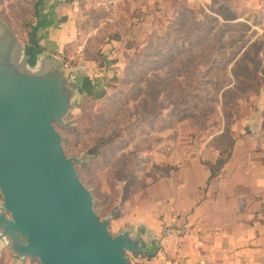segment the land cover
Wrapping results in <instances>:
<instances>
[{
  "label": "rangeland",
  "instance_id": "374dc122",
  "mask_svg": "<svg viewBox=\"0 0 264 264\" xmlns=\"http://www.w3.org/2000/svg\"><path fill=\"white\" fill-rule=\"evenodd\" d=\"M33 1L0 0V20L25 46ZM118 1L116 16L101 0L79 1L80 34L64 66L81 65L84 84L58 129L67 156L83 162L95 211L113 216L111 233L161 229L147 241L153 254L127 252L131 263L168 264L179 243L165 219L191 189L188 169L228 156L241 138L264 157V0ZM10 255L0 241V264H42Z\"/></svg>",
  "mask_w": 264,
  "mask_h": 264
},
{
  "label": "water",
  "instance_id": "95a60500",
  "mask_svg": "<svg viewBox=\"0 0 264 264\" xmlns=\"http://www.w3.org/2000/svg\"><path fill=\"white\" fill-rule=\"evenodd\" d=\"M83 81L0 20V241L18 261L132 264L127 252L153 254L133 229L111 233L113 216L99 217L78 175L82 160L63 149L57 125H68Z\"/></svg>",
  "mask_w": 264,
  "mask_h": 264
},
{
  "label": "crops",
  "instance_id": "0c3cea01",
  "mask_svg": "<svg viewBox=\"0 0 264 264\" xmlns=\"http://www.w3.org/2000/svg\"><path fill=\"white\" fill-rule=\"evenodd\" d=\"M79 1L36 0L37 16L28 47L65 61L66 49L80 33ZM113 42L101 46L103 57L115 47ZM89 76L93 78L91 73ZM188 170L191 174L187 184L191 189L187 196L173 202L172 209L176 205L178 213L170 212L165 219L173 227L169 238L179 243L167 248L176 257L165 263L182 259L264 264V157L241 138L218 176L209 180L211 171L201 164ZM154 225L148 224L146 241L159 237L161 229Z\"/></svg>",
  "mask_w": 264,
  "mask_h": 264
},
{
  "label": "trees",
  "instance_id": "16d2710c",
  "mask_svg": "<svg viewBox=\"0 0 264 264\" xmlns=\"http://www.w3.org/2000/svg\"><path fill=\"white\" fill-rule=\"evenodd\" d=\"M36 16H37V3H36V0L33 1V13H32V16L29 18V23L33 26H34V23H35V20H36ZM32 26V27H33ZM13 30V28H12ZM14 31V30H13ZM15 32V31H14ZM16 34V32H15ZM80 34V33H79ZM17 35V34H16ZM18 36V35H17ZM19 38V37H18ZM29 40H32V34L30 32L29 34ZM75 45L76 43L74 42L73 44H71L67 49H66V54L65 56L66 57H69V55L71 53H73V48H75ZM100 49H101V46L100 48L98 49L99 51V54L101 55L100 53ZM58 127V125H57ZM106 144V141H102L100 142L99 144L96 145L95 149L93 150L95 153H99L100 150H101V147L104 146ZM231 154H229L228 156L224 157L222 155V153L216 158L215 161H207V162H203L211 171V174H210V177H209V180H211L212 178L218 176L222 170V168L224 167V165L226 164L227 160L229 159ZM11 256V255H10Z\"/></svg>",
  "mask_w": 264,
  "mask_h": 264
},
{
  "label": "built area",
  "instance_id": "2783aa9c",
  "mask_svg": "<svg viewBox=\"0 0 264 264\" xmlns=\"http://www.w3.org/2000/svg\"><path fill=\"white\" fill-rule=\"evenodd\" d=\"M105 5H108L109 7V13L113 16H116L118 14V11H117V6H118V0H101ZM65 65L68 67V64L65 63ZM182 263L181 264H213L212 262L210 261H191V262H188V261H181ZM172 264H179L177 263V261H175L174 263Z\"/></svg>",
  "mask_w": 264,
  "mask_h": 264
}]
</instances>
